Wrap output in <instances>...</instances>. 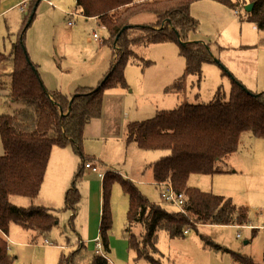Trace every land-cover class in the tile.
<instances>
[{
  "label": "rangeland",
  "instance_id": "rangeland-1",
  "mask_svg": "<svg viewBox=\"0 0 264 264\" xmlns=\"http://www.w3.org/2000/svg\"><path fill=\"white\" fill-rule=\"evenodd\" d=\"M28 5V0H0V53L10 54L12 43L23 30ZM71 8H75V0H41L25 33L26 51L32 61L39 63L45 86L66 95L74 94L81 87L95 88L108 71L112 52L102 41L92 39L94 31L101 38H107L105 29L94 19L78 16L73 27L67 26L68 17L64 13ZM190 13L199 21L198 30L191 34V39L209 42L217 61L203 64L199 77L186 72V59L178 54L173 43L138 47L136 51L140 57L153 63L146 67L136 62L129 64L125 70L127 85L105 90L100 116L85 126L84 161L87 159L86 164L95 166L99 174L109 170L106 172L120 174L126 179L149 180L152 170L148 164L168 152L141 150L133 143L127 144L128 123L150 119L160 110H171L186 103H208L217 92L226 99L231 79L241 83L240 77L252 71L264 76V45L259 43L258 33L241 11L214 0H201L191 5ZM156 20L153 14H141L131 21L134 25H150ZM10 73V62L0 64V96L8 94ZM180 76H183L182 91L174 85L173 90L166 92L165 87L178 83ZM245 88L250 93L259 94ZM225 161L230 172L212 176L192 174L188 184L230 198L237 206H246L248 225H202L189 219V223L183 226L189 227L187 234L182 233L183 228L179 234L159 231V255L150 250L151 257L163 264H234L231 253H239L264 264V139L253 137L250 131L244 132L238 150L228 155ZM80 164L81 158L71 146L52 149L44 184L37 198L40 202L50 199L59 223L44 237L11 223L9 235L3 237L14 257L12 264H57L61 252L69 256L78 247L80 239L85 245L84 264L90 263L99 241L98 238L96 242L87 240L90 237L86 233L88 224L85 221L90 219L91 210L94 213L99 200L98 171L95 173L85 168L77 181L81 200L72 222L71 213L64 209L66 192ZM136 185L149 200L169 211L179 212L159 196V187L146 183ZM37 198L12 196L10 202L18 207H28L39 202ZM128 203L129 197L118 184H114L111 233L117 230L119 237L126 222ZM184 211V215L179 213L189 218L185 208ZM142 230L139 225L133 226L138 236ZM201 234L221 249L206 244ZM47 242L53 246L40 245ZM55 245L63 248L58 249ZM143 245L140 244V248ZM121 251L123 258L111 255L116 264H151L144 259H134V252Z\"/></svg>",
  "mask_w": 264,
  "mask_h": 264
},
{
  "label": "trees",
  "instance_id": "trees-1",
  "mask_svg": "<svg viewBox=\"0 0 264 264\" xmlns=\"http://www.w3.org/2000/svg\"><path fill=\"white\" fill-rule=\"evenodd\" d=\"M28 1L29 13L24 18L23 30L12 43L10 54L0 53V64L11 63L9 91L0 110V264L14 261L3 237L9 235L11 223L43 237L58 225L53 209L34 203L18 207L10 202L12 196L37 198L54 147L69 145L81 158L64 203V209L71 213L70 222L73 221L81 200L76 183L87 160L84 161L83 154L85 126L100 116L105 90L127 85L125 70L129 64L136 62L146 67L153 63L140 57L138 47L173 43L178 54L186 59V72L199 77L203 64L216 62L208 43L191 39L199 27V21L190 13L191 5L201 0H75L79 15L96 17L99 26L107 31L102 43L112 51L110 66L95 88H77L70 95L49 90L39 65L31 60L25 48V33L34 15L27 25L28 20L41 0ZM214 1L241 11L244 19L256 26L259 43L264 45V0ZM247 3H253L250 11L245 10ZM141 14H153L157 20L150 25H134L131 20ZM123 27L126 28L123 30ZM177 79L178 83L165 87L166 92L173 90L174 85L182 91L183 76ZM224 97L217 92L208 103H186L171 110H160L150 119L127 124V144L133 143L141 150L168 152L148 167L152 170L153 182H170L177 193L185 195L184 208L189 218L149 200L136 182L106 172L101 179L98 231L104 256L94 253L89 264H112L109 237L113 225L114 184L129 197L121 237L127 241L128 251L134 252V259L163 264L150 256V250L159 255L158 232L179 234L190 220L202 225H248L246 206H237L230 198L188 184L192 174L212 176L230 172L226 157L238 150L244 132L250 131L253 137L264 139V91L250 93L231 79L228 97ZM134 225L143 229L139 236L133 231ZM200 237L206 244L221 249L204 235ZM140 244H144L142 248ZM84 248V242H79L69 256L61 252L57 264H84ZM231 256L234 264H259L247 255L231 253Z\"/></svg>",
  "mask_w": 264,
  "mask_h": 264
},
{
  "label": "crops",
  "instance_id": "crops-1",
  "mask_svg": "<svg viewBox=\"0 0 264 264\" xmlns=\"http://www.w3.org/2000/svg\"><path fill=\"white\" fill-rule=\"evenodd\" d=\"M23 1H25V0H23ZM50 3V2H49ZM51 4V3H50ZM75 6H76V2H75ZM69 11H75V12H77V10H76V8H71ZM65 15H66V13H64ZM67 17H68V21L71 19V20H73V25H68L67 23V26H69V27H73L74 26V24H75V18H71L70 16H68V15H66ZM78 16H81V17H83L82 15H77V17ZM88 19V18H87ZM92 19H94L96 22H97V24L99 23L98 22V19L96 18V17H94V18H92ZM67 21V22H68ZM99 25V24H98ZM253 25V24H252ZM101 27V26H100ZM101 28H103V27H101ZM252 29H254L256 32H257V30H256V26L255 25H253V28ZM106 31V30H105ZM107 32V31H106ZM258 33V32H257ZM90 40V39H89ZM192 40H194V41H199V42H203V43H206L204 40L202 41V39H192ZM102 41H103V38H102ZM98 42V41H97ZM209 45H210V43L209 42H207ZM111 58V57H110ZM34 62V61H33ZM36 64H39V63H37V61L35 62ZM109 66H110V59H109ZM246 70V69H245ZM236 80V79H235ZM242 84H244L246 87H248V88H250L251 90H254L255 92H258V93H260V92H263L264 91V76H260L257 72H255V71H252V72H250V73H248V74H246V75H243V76H241L240 77V80H239ZM244 86V87H245ZM4 96H5V94L4 95H1L0 96V110H1V106H2V102H3V99H4ZM0 147L2 148V144H1V140H0ZM0 153H2V149L0 150ZM89 170V169H88ZM106 171H109V170H104L103 171V173H105ZM99 171H98V177H99V180H100V184H99V186H100V190H99V200L97 201V205H96V207H95V209H94V213H92V210H91V215H90V219H88V220H86L85 221V223L86 224H88L87 226H86V233H89V236L88 237H90V238H88L87 240H89V241H93V240H95V242H96V240H97V238H98V231H99V220H100V211H101V179H102V176H103V173H102V176H99ZM132 178V179H131ZM129 179H131L132 181H136V183H138V184H142V183H146V184H150V186L152 185V186H156V187H159V196L161 197V194H162V192L164 191V188L163 187H161V186H158V185H156V184H154L153 182H152V176L150 177V179L149 180H146V181H140V180H136V179H134L133 177H129ZM134 181V182H135ZM44 184V183H43ZM39 197L37 198V200L36 201H39ZM92 202V201H91ZM154 202V201H153ZM36 204H42V205H40V206H44V207H46V208H50V209H52L53 208V206H51V204H50V199H47L46 200V202H36ZM75 215H77V213L75 214ZM59 220V219H58ZM58 223H59V221H58ZM109 240H110V248H111V254H110V259L113 261V263L114 264H116L115 263V261L113 260V257H116V258H123V255H122V251L121 250H123L124 249V251L126 250V251H128V244H127V241L124 239V238H121V237H119V233H118V231L117 230H114L111 234H110V237H109ZM78 242H84L83 240H79ZM41 246H50V247H52L53 245L51 244V243H49V242H47L46 244H40ZM52 245V246H51ZM75 245V244H74ZM62 245H55V247H57L58 249H62L63 248V246L61 247ZM95 253H96V251H95ZM127 253V252H126ZM111 255H113V257L111 256Z\"/></svg>",
  "mask_w": 264,
  "mask_h": 264
},
{
  "label": "built area",
  "instance_id": "built-area-1",
  "mask_svg": "<svg viewBox=\"0 0 264 264\" xmlns=\"http://www.w3.org/2000/svg\"><path fill=\"white\" fill-rule=\"evenodd\" d=\"M66 15L70 16L71 18H75L77 17L78 13L75 11H67L65 12ZM68 25H73V20H69L67 22ZM99 26V25H98ZM100 27V26H99ZM92 39L93 40H97L98 42L102 41L101 37L98 35V33L96 31L93 32L92 34ZM85 168L91 170L92 172H97V168L95 166H92L91 164H85ZM102 176V174H99ZM163 188L164 191L161 194V197L168 203L172 204L177 211H179L180 213H182L183 215L185 214L184 211V205L186 203V197L182 192L177 193L172 184L171 183H161L160 184ZM189 227H184L182 229V233L183 234H187L189 232L188 230ZM96 248V253L101 254L102 256H104L102 248L100 246V244H96L95 245Z\"/></svg>",
  "mask_w": 264,
  "mask_h": 264
},
{
  "label": "water",
  "instance_id": "water-1",
  "mask_svg": "<svg viewBox=\"0 0 264 264\" xmlns=\"http://www.w3.org/2000/svg\"><path fill=\"white\" fill-rule=\"evenodd\" d=\"M252 7H253V3H247V4L245 5V10H246V11H250V10L252 9ZM35 10H36V8H34V10H33V14L30 15L27 25L30 23L31 18L33 17V15H34V13H35ZM125 28H126V27H123V30H124ZM116 40H117V38H116ZM214 60L217 61L216 58H215Z\"/></svg>",
  "mask_w": 264,
  "mask_h": 264
}]
</instances>
